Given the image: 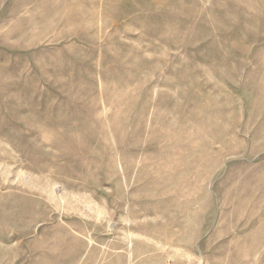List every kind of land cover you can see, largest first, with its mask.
Segmentation results:
<instances>
[{
    "label": "rangeland",
    "instance_id": "obj_1",
    "mask_svg": "<svg viewBox=\"0 0 264 264\" xmlns=\"http://www.w3.org/2000/svg\"><path fill=\"white\" fill-rule=\"evenodd\" d=\"M0 264H264V0H0Z\"/></svg>",
    "mask_w": 264,
    "mask_h": 264
}]
</instances>
